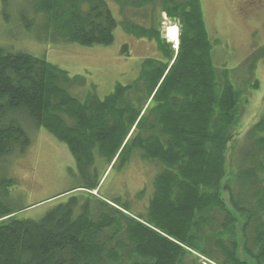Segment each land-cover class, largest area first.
Wrapping results in <instances>:
<instances>
[{
    "label": "trees",
    "instance_id": "16d2710c",
    "mask_svg": "<svg viewBox=\"0 0 264 264\" xmlns=\"http://www.w3.org/2000/svg\"><path fill=\"white\" fill-rule=\"evenodd\" d=\"M116 1L120 20L107 0H29L30 13L21 9L19 18L25 27L35 24L40 42L110 45L119 22L127 33L155 40L160 55L146 56L134 80L104 96H79L71 87L83 76L0 44V161L29 145V119L68 145L85 178L67 190V200L25 218L10 205L14 179L0 174V264H201L200 255L248 264L238 254L237 226L244 251L264 264V104L243 133L251 145L234 191L227 153L241 88L233 68L215 59L202 0ZM132 8L143 9L149 26L126 14ZM159 10L180 26L176 53L159 29ZM136 152L157 164L142 216L128 201L104 198L103 176L92 179L90 170L97 153L109 167Z\"/></svg>",
    "mask_w": 264,
    "mask_h": 264
},
{
    "label": "rangeland",
    "instance_id": "374dc122",
    "mask_svg": "<svg viewBox=\"0 0 264 264\" xmlns=\"http://www.w3.org/2000/svg\"><path fill=\"white\" fill-rule=\"evenodd\" d=\"M28 1L7 0L5 4L0 0V44H11L33 54L44 55L49 61L66 68L71 75L83 76V84L75 81L71 87L72 92L79 96L84 97L88 91L100 96L108 94L117 82L129 83L134 80L146 56L160 55L155 40L127 33L120 22L110 45L51 40L40 42L34 30L35 24L25 27L19 20L21 9L30 13ZM107 1L120 20L123 13L119 11L117 1ZM202 5L206 26L215 42V59L233 68L232 79L241 88V117L227 153V177L232 174L230 185L235 191L241 176V155L251 145L243 133L260 118L263 111L264 0L259 3L252 0H202ZM133 9L126 14L136 22L149 26L142 16L143 9ZM158 18L162 20L159 26L162 36L172 44L176 53L178 44L169 39L167 29L171 24H179L160 10ZM124 46L127 51H123ZM31 122L29 119L24 122L30 137L29 145L24 152L2 159L0 174L14 179L10 189V205L19 210L18 216L39 218L55 204L67 200L70 196L67 190L82 184L85 178L78 171L68 145L47 129L36 127ZM96 156L94 166L90 167L91 176L92 179L103 176V197L128 201L132 212L141 216L145 214L155 188L157 164L136 152L130 160L124 162L120 157L108 167V162L102 156L98 153ZM79 190L75 189L76 192ZM94 191L96 189L92 192L99 194ZM236 231L239 234L238 228Z\"/></svg>",
    "mask_w": 264,
    "mask_h": 264
},
{
    "label": "water",
    "instance_id": "95a60500",
    "mask_svg": "<svg viewBox=\"0 0 264 264\" xmlns=\"http://www.w3.org/2000/svg\"><path fill=\"white\" fill-rule=\"evenodd\" d=\"M242 223V221H241ZM240 225V223H239ZM237 228H241L239 226H237ZM244 236H243V231L241 229V231L239 232V247H238V254L241 257V259L245 260L246 262H248V264H256L255 260L253 259V257L244 251Z\"/></svg>",
    "mask_w": 264,
    "mask_h": 264
},
{
    "label": "bare ground",
    "instance_id": "6f19581e",
    "mask_svg": "<svg viewBox=\"0 0 264 264\" xmlns=\"http://www.w3.org/2000/svg\"><path fill=\"white\" fill-rule=\"evenodd\" d=\"M168 37L174 42H178L179 39V28L176 24H171L168 26ZM241 231V229L238 228ZM239 231V232H240Z\"/></svg>",
    "mask_w": 264,
    "mask_h": 264
},
{
    "label": "flooded vegetation",
    "instance_id": "af4514ba",
    "mask_svg": "<svg viewBox=\"0 0 264 264\" xmlns=\"http://www.w3.org/2000/svg\"><path fill=\"white\" fill-rule=\"evenodd\" d=\"M247 1H251V0H247ZM253 2H255V3H259L260 1L259 0H252Z\"/></svg>",
    "mask_w": 264,
    "mask_h": 264
},
{
    "label": "built area",
    "instance_id": "2783aa9c",
    "mask_svg": "<svg viewBox=\"0 0 264 264\" xmlns=\"http://www.w3.org/2000/svg\"><path fill=\"white\" fill-rule=\"evenodd\" d=\"M205 264H209L208 262H205Z\"/></svg>",
    "mask_w": 264,
    "mask_h": 264
},
{
    "label": "crops",
    "instance_id": "0c3cea01",
    "mask_svg": "<svg viewBox=\"0 0 264 264\" xmlns=\"http://www.w3.org/2000/svg\"><path fill=\"white\" fill-rule=\"evenodd\" d=\"M191 256H192V255H191ZM191 256H190V258H192Z\"/></svg>",
    "mask_w": 264,
    "mask_h": 264
}]
</instances>
